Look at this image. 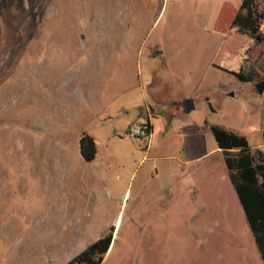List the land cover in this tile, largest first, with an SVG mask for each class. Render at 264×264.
<instances>
[{"label": "rangeland", "instance_id": "obj_1", "mask_svg": "<svg viewBox=\"0 0 264 264\" xmlns=\"http://www.w3.org/2000/svg\"><path fill=\"white\" fill-rule=\"evenodd\" d=\"M240 2L0 0V264H64L112 226L101 264H264L221 154L188 163L180 139L187 124L249 135L264 125V92L211 65ZM112 41L131 59L106 80L89 59ZM61 90L83 106L66 129L97 145L69 181L47 156ZM146 104L158 110L148 147L128 134ZM203 147L219 149L211 132ZM17 149L37 163L24 186Z\"/></svg>", "mask_w": 264, "mask_h": 264}, {"label": "trees", "instance_id": "obj_2", "mask_svg": "<svg viewBox=\"0 0 264 264\" xmlns=\"http://www.w3.org/2000/svg\"><path fill=\"white\" fill-rule=\"evenodd\" d=\"M264 22V8L259 0H241L232 14L226 33L222 52L212 61V66L247 82L254 73H245L253 46L264 37L260 25ZM264 81V78L258 81ZM150 130V123L143 124ZM184 133L193 139H184L189 160L202 155V135L211 132L217 147L223 153V162L229 182L242 208L246 223L251 231L260 258L264 263V153L252 150L245 134L216 125L201 129L190 125L183 128ZM264 141V128L262 129ZM79 151L86 162L96 156V145L92 136L83 132L79 139ZM114 227L100 236L70 258L64 264H101L113 238Z\"/></svg>", "mask_w": 264, "mask_h": 264}, {"label": "crops", "instance_id": "obj_3", "mask_svg": "<svg viewBox=\"0 0 264 264\" xmlns=\"http://www.w3.org/2000/svg\"><path fill=\"white\" fill-rule=\"evenodd\" d=\"M111 9H112V13L114 16L113 21L116 22V16L118 15L116 13L117 11L115 8H111ZM112 27L115 28L114 23L112 24ZM120 45H121L120 42L112 41L110 50H107L108 46H105L103 44L96 46L97 48L101 47V50L99 52L97 51V53H95V54H97L96 57L92 56L94 58L89 59V63L96 64L97 69L100 70L101 75L106 80H111V79L113 80L114 79L115 73L118 69V67H114V64L124 63V62L131 59L129 56H127V54H129V53H123L120 51V49H119ZM254 48L257 49V52H256L255 57L253 59L254 60V63H253L254 64L253 65L254 70L253 71H254V74L256 75V77L264 78V38L260 42L256 43L253 46V49ZM103 49H105L106 51H103ZM251 55H252V51H251L250 56ZM250 59H251V57H250ZM250 59H249V62H250ZM251 81L255 86L258 79L256 80V78H253ZM102 88H100V89H102ZM100 89L88 90L87 93L84 94V96L87 97L88 100H89V97L91 98V100L94 97L97 98L98 95H100V92L102 91ZM60 92L63 93V94H61V96H64L65 98L64 99L61 98V100L59 102L55 103V105L58 104L55 107V109H56L55 113H56L57 121L56 120L53 121L51 119V123L49 125V131H48V139H53L54 142L49 144V151H47V156L49 157V160L51 159L49 162L53 166V170L58 173L59 179L61 181H69V171L73 168V165L77 164L78 161L86 162L85 160H83V158L80 154V151H79V139H80V137L84 131L83 130H78L76 132L75 131H68L66 129L67 127H65V126L68 125V122L66 123L68 118L71 119L78 112H82L83 106L80 105L81 103L79 102L78 97L75 99H72V98L67 99L66 96H67L68 91L64 92L63 90H61ZM263 92H264V90H263ZM72 97H73V93H72ZM55 100L57 101V97L54 99V102H55ZM95 104H97V103L95 102ZM60 107H61V109H64V113L66 116L65 118L63 117L62 114H60V112L58 113V111L61 110ZM79 108H81V109H79ZM85 108L87 109V107H85ZM144 109H145L144 112H145L146 118H147L146 123H150L151 128L149 130L148 136L145 138H140V139H144V142L147 140L146 146L148 147L150 145V143H152V140H153V135H152L154 133V120H153V118L157 117L156 113L158 112V110L149 104H146V107H144ZM89 117H90V114H89ZM139 124L143 125L142 123H139ZM190 125H193V124H187L181 128L180 139H182V149L184 152V161H186L188 163L205 162L208 160V158L212 157V154L214 152L220 153L222 156V159H223V153L220 149H212L210 151L204 150V147H203L204 134L202 135V138H201L202 139V155L200 157L197 156V158H195L193 160L188 159L184 139H193V138L190 136H187L184 133L183 128L186 126H190ZM193 126L197 127L198 129L202 128V127L199 128L196 125H193ZM263 128H264V125L259 130L260 133L252 132V133H250V135L248 133H242V134L246 135L252 150L260 149L264 153V150H263L264 141L262 139V129ZM86 133L89 134L88 132H86ZM89 135L92 136L94 141H95L94 136L92 134H89ZM95 145H96V141H95ZM96 150H97V145H96ZM23 152H24L23 149H17L16 159H15V164H16L15 169H16L18 174L19 173L21 174L20 177L23 180V186H24V175H23L24 169L23 168H27V173L28 172L31 173L34 171V166H35V164L37 165V163H35L34 158L32 159V157L29 154L26 153L24 155ZM96 154H97V152H96ZM226 172H227V170H226ZM33 179L34 178L30 179V185L32 187H34Z\"/></svg>", "mask_w": 264, "mask_h": 264}, {"label": "built area", "instance_id": "obj_4", "mask_svg": "<svg viewBox=\"0 0 264 264\" xmlns=\"http://www.w3.org/2000/svg\"><path fill=\"white\" fill-rule=\"evenodd\" d=\"M128 134L132 138H145L148 136L149 130L144 125L135 124L128 130Z\"/></svg>", "mask_w": 264, "mask_h": 264}, {"label": "water", "instance_id": "obj_5", "mask_svg": "<svg viewBox=\"0 0 264 264\" xmlns=\"http://www.w3.org/2000/svg\"><path fill=\"white\" fill-rule=\"evenodd\" d=\"M255 87L258 91V93H262L263 90H264V81H258L256 84H255ZM183 109L184 111L186 112H189L191 109H193V100L191 98H187L183 101Z\"/></svg>", "mask_w": 264, "mask_h": 264}]
</instances>
